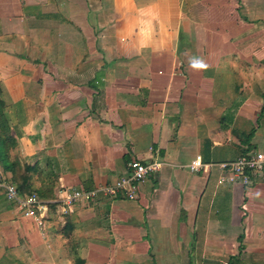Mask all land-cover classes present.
<instances>
[{
	"label": "crops",
	"instance_id": "0c3cea01",
	"mask_svg": "<svg viewBox=\"0 0 264 264\" xmlns=\"http://www.w3.org/2000/svg\"><path fill=\"white\" fill-rule=\"evenodd\" d=\"M0 86V174L49 204L0 196V264H264V175L189 169L264 152V0H0ZM135 160L164 163L138 200L64 214Z\"/></svg>",
	"mask_w": 264,
	"mask_h": 264
},
{
	"label": "built area",
	"instance_id": "2783aa9c",
	"mask_svg": "<svg viewBox=\"0 0 264 264\" xmlns=\"http://www.w3.org/2000/svg\"><path fill=\"white\" fill-rule=\"evenodd\" d=\"M163 162L144 164L133 161L129 164L130 173L122 176L112 184L97 186L92 190L62 187L58 196V203L65 207L64 214L73 213V206L77 203L91 204L99 196L110 198L123 197L128 200H138L141 187L155 173L161 171ZM212 167L218 168L222 175L220 182L237 184L251 187L254 174L264 175V152H256L241 156L235 161L221 162L218 164H205L201 157L196 158L189 164L191 172H208ZM0 196H5L25 216L33 218L38 226L43 229L49 212V204L44 202L38 194L21 195L18 188L0 174Z\"/></svg>",
	"mask_w": 264,
	"mask_h": 264
},
{
	"label": "trees",
	"instance_id": "16d2710c",
	"mask_svg": "<svg viewBox=\"0 0 264 264\" xmlns=\"http://www.w3.org/2000/svg\"><path fill=\"white\" fill-rule=\"evenodd\" d=\"M6 109L7 104L4 100L0 86V144L1 147H4V149L10 150L11 148H14L17 143L12 136L9 119L5 113ZM77 264H84V262L81 259H78Z\"/></svg>",
	"mask_w": 264,
	"mask_h": 264
}]
</instances>
